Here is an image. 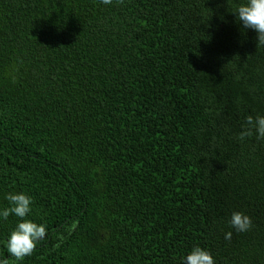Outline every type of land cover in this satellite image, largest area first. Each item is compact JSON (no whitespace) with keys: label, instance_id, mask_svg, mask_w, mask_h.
<instances>
[{"label":"trees","instance_id":"trees-1","mask_svg":"<svg viewBox=\"0 0 264 264\" xmlns=\"http://www.w3.org/2000/svg\"><path fill=\"white\" fill-rule=\"evenodd\" d=\"M240 2L0 0V207L25 192L47 229L22 264H264V141L241 135L264 45Z\"/></svg>","mask_w":264,"mask_h":264},{"label":"clouds","instance_id":"clouds-1","mask_svg":"<svg viewBox=\"0 0 264 264\" xmlns=\"http://www.w3.org/2000/svg\"><path fill=\"white\" fill-rule=\"evenodd\" d=\"M104 5H111L113 0H101ZM232 13L243 30H254L256 44L264 45V0H241ZM255 134L258 140L264 141V115H248L243 126L242 136ZM8 206L0 207V221L7 220L10 215L20 218L9 233L5 247L7 256H0V264H22L27 256L32 255L38 242L46 236V226L27 217L32 212L33 197L25 192H9L6 194ZM231 229L237 233L247 232L253 226L250 215L242 211H234L228 221ZM233 232H225L224 238L230 240ZM183 264H215V258L205 248L194 246L183 258Z\"/></svg>","mask_w":264,"mask_h":264}]
</instances>
